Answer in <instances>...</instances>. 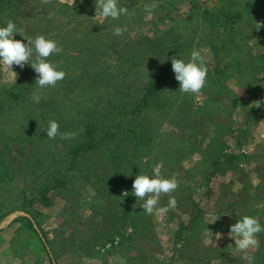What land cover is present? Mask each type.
<instances>
[{"label":"rangeland","instance_id":"rangeland-1","mask_svg":"<svg viewBox=\"0 0 264 264\" xmlns=\"http://www.w3.org/2000/svg\"><path fill=\"white\" fill-rule=\"evenodd\" d=\"M119 2L131 15L112 20L94 0H0V23L52 36L66 71L38 88L29 63L0 65V264H248L228 232L264 224V0ZM193 48L206 83L184 93L171 58ZM157 165L177 187L148 213L132 182Z\"/></svg>","mask_w":264,"mask_h":264},{"label":"clouds","instance_id":"clouds-1","mask_svg":"<svg viewBox=\"0 0 264 264\" xmlns=\"http://www.w3.org/2000/svg\"><path fill=\"white\" fill-rule=\"evenodd\" d=\"M95 9L99 16L104 19L118 20L121 15H131L129 9L121 4L119 0H94ZM95 11V13H96ZM127 30L126 25H115L113 31L120 35ZM19 34V38L15 34ZM63 48L52 36L39 33L34 37L17 27L14 20L9 18L0 23V65H7L13 69V65L23 67L25 62L29 63L38 74L35 83L38 88L54 86L57 81L62 80L66 71L55 60L49 59L53 53H62ZM172 70L175 79L179 81L178 89L184 93H197L206 83L208 66L202 51L193 48L189 57L182 56L171 58ZM14 71V70H13ZM16 81V71H14ZM37 103L41 97L38 92H33L32 97ZM259 104V100H255ZM46 135L55 138L58 135L59 122L55 119L48 121L44 129ZM63 135V133H60ZM177 187L174 176H166L160 166H154L150 172H139L132 182L131 192L140 201V207L148 213L154 210L162 211L157 207L162 193H169ZM136 200V201H137ZM169 205L175 204V198L169 197ZM264 231V224L256 215L241 214L230 223L228 235L234 238L235 247L243 254L248 264H253L254 257L251 249L258 247L257 234Z\"/></svg>","mask_w":264,"mask_h":264},{"label":"trees","instance_id":"trees-1","mask_svg":"<svg viewBox=\"0 0 264 264\" xmlns=\"http://www.w3.org/2000/svg\"><path fill=\"white\" fill-rule=\"evenodd\" d=\"M220 10H222V7L218 10L220 13H221V11ZM218 15H219V13H218ZM218 15H215V14H210V16L211 17H215V19H217V17H218ZM220 16V15H219ZM227 14H225L224 15V18H219V20H217L218 21V23L220 24L221 22H224L226 19H227ZM216 21V22H217ZM155 42H157V41H154L152 44H154ZM236 62V61H235ZM152 81V80H151ZM163 82V81H162ZM162 82L161 81H158V83H157V85H155V86H157L154 90H152L151 92H149V88L144 92V95H147V94H152L153 92H155V91H157L158 89H159V87L161 86V84H162ZM18 84H20L19 83V81L17 82V85ZM149 92V93H148ZM21 105V104H20ZM23 160L21 159L20 160V162H19V164L18 165H20V163L22 162ZM21 169L23 170V169H26V168H24V167H21ZM24 187L22 188V190H21V193L24 191ZM23 197L24 198H26V195L25 194H23ZM36 231H38V230H36ZM39 234V233H38ZM40 236H39V238H40V240L42 241V242H45V240H44V237L42 236V234H39Z\"/></svg>","mask_w":264,"mask_h":264}]
</instances>
